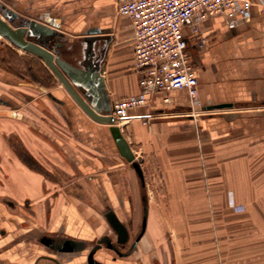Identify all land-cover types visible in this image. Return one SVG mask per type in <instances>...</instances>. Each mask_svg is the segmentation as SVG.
<instances>
[{
	"label": "crops",
	"instance_id": "obj_1",
	"mask_svg": "<svg viewBox=\"0 0 264 264\" xmlns=\"http://www.w3.org/2000/svg\"><path fill=\"white\" fill-rule=\"evenodd\" d=\"M250 1V18L235 28L215 18L197 37L183 30L198 80V115H191L185 92L176 90L153 94L117 122L140 161L143 182L119 156L108 125L84 120L60 90L51 93L64 104L54 102L89 167L51 140L45 105L37 104V116L18 107L0 110L7 112L0 118V175H8L0 177V264H87L100 238L115 240L107 211L127 228L131 222L130 243L141 232L144 209L145 229L133 252L120 258L102 248L96 261L264 264V7ZM116 4L0 0V18L12 29L36 24L53 31L50 40L59 44L54 55L96 74L111 111L113 101L139 92L132 28L116 15ZM217 104L232 108L205 110ZM64 242L70 249L55 248Z\"/></svg>",
	"mask_w": 264,
	"mask_h": 264
},
{
	"label": "built area",
	"instance_id": "obj_2",
	"mask_svg": "<svg viewBox=\"0 0 264 264\" xmlns=\"http://www.w3.org/2000/svg\"><path fill=\"white\" fill-rule=\"evenodd\" d=\"M254 1L264 7V0ZM251 6L250 0H117L116 15L128 19L132 28L139 92L112 102L109 116L113 123L145 105L153 94L176 90L185 92L191 115H198V80L183 30L197 37L202 24L215 18L235 28L248 21ZM230 207L241 210L232 201Z\"/></svg>",
	"mask_w": 264,
	"mask_h": 264
},
{
	"label": "water",
	"instance_id": "obj_3",
	"mask_svg": "<svg viewBox=\"0 0 264 264\" xmlns=\"http://www.w3.org/2000/svg\"><path fill=\"white\" fill-rule=\"evenodd\" d=\"M4 16L6 17L5 14ZM15 26L17 28L12 29L0 18V36L12 44L16 49L40 59L87 117L96 123L108 125V131L119 156L132 167L138 178L143 182L140 161L135 158L120 128L113 123L112 118L109 116L111 113L110 105L106 99L101 96L102 83L97 79V75L92 72H83L63 61L58 56H55L52 50L55 45L58 46L59 44L56 43V41L53 42L50 40V36H52L54 32L48 28L36 24H25V26L29 27L28 30H26L22 24H15ZM89 40L91 39L85 41ZM47 96L59 104H64V102L58 100L52 93H48ZM230 108H232L231 104H217L209 106L205 108V110L212 111ZM143 214L140 234L135 238L132 244L130 243L129 250L123 253L119 250V247L124 248L129 245L130 237L128 228L118 220L112 210L107 211L104 218L111 232L114 234L115 240L113 241L109 236L100 238L89 251L87 255V264H103L94 259V254L102 248L114 252L116 256L120 258L129 256L144 232L146 209H144ZM69 246L70 242H64L61 246H56L55 248L60 251H66L70 249Z\"/></svg>",
	"mask_w": 264,
	"mask_h": 264
},
{
	"label": "rangeland",
	"instance_id": "obj_4",
	"mask_svg": "<svg viewBox=\"0 0 264 264\" xmlns=\"http://www.w3.org/2000/svg\"><path fill=\"white\" fill-rule=\"evenodd\" d=\"M6 44H8V42L5 41L4 38H2L0 36V49L3 50L2 46H7ZM17 50L18 49H16L14 51L15 57L12 58V60H10V65L12 67V68L11 67L10 68L13 70V72L14 71L15 72L16 71L21 72V71H23V67H22L23 65L24 66H26L27 64L30 65L31 71H33L34 73L36 72L38 77H41L42 82H43L42 86L44 88L48 89L50 91L49 93H51V92L55 93V92L60 90V92L62 93V97L65 100H67V102L71 101L72 104H74L75 109L78 112V114L84 120L89 119V117H87L81 111V109L75 104V102L72 100V98L67 94V92L61 86V84L57 81V79L54 77V75L49 71V69L39 59H37L36 57H30L29 61L19 60L17 56H22L23 54H25V52H23L21 50H18V51ZM32 58H34V59H32ZM37 60L40 63L37 62ZM44 68H46L48 70V72L53 76L54 79L51 77V75L44 73ZM3 74L4 73H2L1 67H0V77ZM23 93H26V95L28 94L27 98L26 97L23 98L21 96V94H23ZM4 94H10L13 97L12 99H14V100L17 99L18 104L16 103L17 106L15 105V107H18V109L17 108H15V109L18 110L22 114L26 113L27 115H30V116H33L34 114L36 115L35 109H36L37 104L40 103V104L45 105L46 108L48 109L47 113L52 115L51 117H54V119H50L51 117L50 118L48 117V121L45 120V121H47V124H48V131L50 132V134L53 135V137L51 136L52 137L51 140L57 141L59 143V145H61V148H63V151H65L67 156L73 158V156H75V155L78 157L81 155L82 157H79V158H81L82 163L84 164L83 167H89L86 163L85 156H84L85 150H83L80 146H78L76 142H71L73 139V137L71 135L72 132L68 128L67 122L64 120V117L62 116L61 112L59 111L60 110L59 107L55 104L54 101L49 99L46 95L41 96L39 94V92L36 90L26 89L25 87L24 88L23 87L18 88V87H15L14 85L6 84V83L2 82L0 79V95L3 96ZM29 98L32 99V101L36 102V104H33L32 101H31V103L28 102ZM2 109L10 110V108H7V107H0V110H2ZM199 112L200 111H198V110L196 111V113H199ZM6 115H7L6 111L0 112V118L6 117ZM89 123L91 124V122H89ZM0 129H1V127H0ZM4 129H6V127H4ZM4 129H2V130H4ZM4 136H5L4 134H0V140L1 141H2V139H4ZM53 147H54V145H53ZM53 149L55 150L56 153L58 152V150L56 151V148H53ZM56 153H54V155H55L54 157H56ZM50 156H51V154H50ZM53 161H55V160H53ZM56 161H58V160H56ZM58 164L60 165V163H58ZM61 166L66 168L67 163H66L65 159H63V162H61ZM0 177H1V179H4L6 181L8 175L7 174H1Z\"/></svg>",
	"mask_w": 264,
	"mask_h": 264
},
{
	"label": "flooded vegetation",
	"instance_id": "obj_5",
	"mask_svg": "<svg viewBox=\"0 0 264 264\" xmlns=\"http://www.w3.org/2000/svg\"><path fill=\"white\" fill-rule=\"evenodd\" d=\"M5 41H7V40H5ZM6 45L7 46H2L3 50L0 49V67H1L2 73H4L0 77L1 81L6 83V84H10V85H13L12 83L14 81H16L21 87H27V86H30V85H34V86H36L38 88H41L42 87L41 78L36 79V77H34L31 74L30 66L28 64L26 66H24V65L22 66L23 67V71H21V72H17V71L15 72L14 71L13 72V70L11 69L12 67L10 65V60H12V58L15 57V54H14L15 52L14 51L16 49L12 46V44H9V42ZM17 57H18L19 60H27V61H29L30 60L29 58L31 56L29 54L25 53L22 56H17ZM4 95L3 96L0 95V106L7 107V108L15 107L14 106L15 105L14 101L12 99L13 98L12 95H10V94H4ZM131 227H132V224L130 222L129 225H128V228H131ZM139 234H140V232L136 236H134L132 238V240L130 242L131 244H132V242L135 240V238ZM130 243H129L128 246L124 247L123 250L128 251L129 248H130V245H131Z\"/></svg>",
	"mask_w": 264,
	"mask_h": 264
},
{
	"label": "trees",
	"instance_id": "obj_6",
	"mask_svg": "<svg viewBox=\"0 0 264 264\" xmlns=\"http://www.w3.org/2000/svg\"><path fill=\"white\" fill-rule=\"evenodd\" d=\"M31 56V55H30ZM31 57H33V56H31ZM32 59H34V58H32ZM36 61V60H35ZM37 62H39L38 60H37ZM40 63V62H39ZM30 66V65H29ZM30 72H31V74L34 76V77H36V79H39V78H41V77H38V75L36 74V72L34 73L33 71H31V66H30ZM44 73H46V74H48V75H51L49 72H48V70L46 69V68H44ZM51 77L53 78V76L51 75ZM54 79V78H53ZM41 83H43L42 82V79H41ZM42 85V84H41Z\"/></svg>",
	"mask_w": 264,
	"mask_h": 264
}]
</instances>
